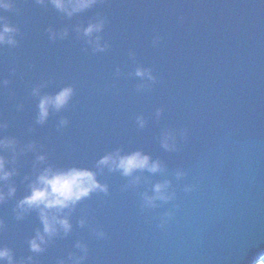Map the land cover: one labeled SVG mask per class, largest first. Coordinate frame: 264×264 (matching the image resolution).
I'll list each match as a JSON object with an SVG mask.
<instances>
[{
  "label": "water",
  "instance_id": "obj_1",
  "mask_svg": "<svg viewBox=\"0 0 264 264\" xmlns=\"http://www.w3.org/2000/svg\"><path fill=\"white\" fill-rule=\"evenodd\" d=\"M11 9L0 11L18 29L16 47L0 46V81L8 82L0 85V121L7 124L0 137L21 146L34 142L57 168L96 171L100 156L121 148L162 161L165 172H145L140 186L127 191L118 173L98 174L108 195L82 201L69 217L71 234L39 255L27 248L39 227L36 214L16 221L15 201L0 205V246L18 262L33 255L34 264L66 259L77 242L88 247L84 264H255L264 258V0H98L71 18L47 0H12ZM98 17L106 18L103 52L77 32ZM65 31L64 38H49ZM156 35L160 43L153 47ZM137 67L151 68L157 82L142 87L133 75ZM40 85L42 96L74 90L44 125L35 123L38 97L31 94ZM62 118L69 125L57 131ZM166 128L186 130L177 152L160 147ZM33 161V152L18 160L17 199ZM177 170L185 173L179 181ZM165 179L175 199L141 212L139 193L151 194L152 184ZM185 186L193 190L185 193ZM168 211L171 219L157 228ZM82 218L87 225L77 227ZM96 230L106 239H96Z\"/></svg>",
  "mask_w": 264,
  "mask_h": 264
},
{
  "label": "clouds",
  "instance_id": "obj_2",
  "mask_svg": "<svg viewBox=\"0 0 264 264\" xmlns=\"http://www.w3.org/2000/svg\"><path fill=\"white\" fill-rule=\"evenodd\" d=\"M12 0H0V11H11ZM98 0H47L57 12L71 18L72 15L87 10L96 4ZM36 3L43 4L45 0H36ZM106 18H97L94 22L88 23L82 29H77L83 37L87 38L86 43L93 48V51H105L109 45L101 42L99 33L103 31ZM67 32L60 34L50 33L49 38H64ZM18 29L7 23L4 16L0 15V46L7 44L9 47H16ZM160 43V37L154 36L152 46L156 47ZM133 53H129L131 57ZM119 72V69H116ZM133 75L141 80L142 87L150 88L155 84L156 77L152 74V69L147 67H137ZM7 81H0V85H6ZM40 86H34L31 94L38 97L36 104L37 125H44L49 117L50 110L59 112L64 109L71 100L74 90L71 86L60 88L54 96L40 95ZM138 91L140 88L137 89ZM22 109V105H17V111ZM162 115V109H156L155 116L157 119ZM136 123L140 129L145 127V120L138 116ZM69 125L67 119H61L57 131L66 128ZM7 127V124L0 121V132ZM186 130L174 131L163 129L160 132V147L165 152L174 153L178 151V138L180 141L186 139ZM7 151L6 158L3 153ZM27 152L34 153L32 173L25 174L20 179V183L25 186V194L20 198L17 196V186L15 178L20 177L18 171V160ZM93 171L85 167H66L57 168L48 162L47 154L37 151L34 142L21 146L13 137H0V205L9 201H15L11 213L16 221H23L24 218L35 213L39 222V227L34 230L32 236L27 240L28 251L32 254L39 255L44 253L49 245L57 238H67L72 230L73 225L70 221V215L76 210L77 206L84 200L90 198L94 193H103L108 195V186L101 184L97 179L98 174H103L106 170L108 173H118L127 183L124 190H135L144 179L143 173L149 175L163 174L165 165L158 159L141 150L124 152L121 148H115L105 153L95 161ZM185 173L177 170L174 178L179 181ZM171 181L165 179L162 182L152 184L150 192L146 190L139 193L140 210L157 209L161 205L167 204L175 199V193L170 191ZM191 186H185V193L191 192ZM173 213L165 212L159 217L157 228L163 229ZM87 220L82 218L77 221V227H85ZM5 227L4 221L0 219V231ZM96 239H106V234L102 230L94 231ZM76 252H69L66 259H57L56 264H84L88 247L86 244L77 242L73 245ZM77 252L79 254H77ZM0 264H34L33 255H29L21 261H17L10 248L0 246ZM264 264V262H262Z\"/></svg>",
  "mask_w": 264,
  "mask_h": 264
},
{
  "label": "bare ground",
  "instance_id": "obj_3",
  "mask_svg": "<svg viewBox=\"0 0 264 264\" xmlns=\"http://www.w3.org/2000/svg\"><path fill=\"white\" fill-rule=\"evenodd\" d=\"M263 260H264V258H263L261 261H258V262L255 263V264H262Z\"/></svg>",
  "mask_w": 264,
  "mask_h": 264
},
{
  "label": "trees",
  "instance_id": "obj_4",
  "mask_svg": "<svg viewBox=\"0 0 264 264\" xmlns=\"http://www.w3.org/2000/svg\"><path fill=\"white\" fill-rule=\"evenodd\" d=\"M263 262H264V260H263Z\"/></svg>",
  "mask_w": 264,
  "mask_h": 264
}]
</instances>
